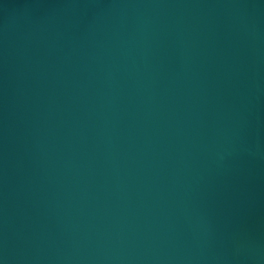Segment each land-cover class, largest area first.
Here are the masks:
<instances>
[{"label":"water","instance_id":"1","mask_svg":"<svg viewBox=\"0 0 264 264\" xmlns=\"http://www.w3.org/2000/svg\"><path fill=\"white\" fill-rule=\"evenodd\" d=\"M0 264H264V0H0Z\"/></svg>","mask_w":264,"mask_h":264}]
</instances>
